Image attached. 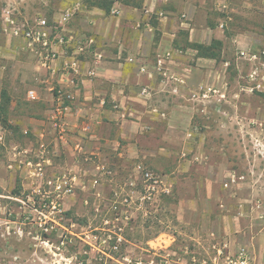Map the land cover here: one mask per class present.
I'll return each mask as SVG.
<instances>
[{
	"label": "crops",
	"instance_id": "obj_1",
	"mask_svg": "<svg viewBox=\"0 0 264 264\" xmlns=\"http://www.w3.org/2000/svg\"><path fill=\"white\" fill-rule=\"evenodd\" d=\"M233 12L264 15V0H139L136 4L117 0L109 11L88 5L75 16L73 27L92 37L94 44L80 54L68 48L50 69L36 66L42 74L39 96L28 98L26 91L24 97L36 100L34 114H14L11 109L23 107L25 101L9 98L5 122L0 121V148L5 152L0 160V199L13 198L16 177L25 174L16 166L27 163L32 148L48 164L58 155L92 158L95 168L111 165L117 171L135 163L132 175L136 165L152 167L175 187L174 205L182 221L211 217L207 213L211 205L222 213L224 204L236 202L241 207V202H250L258 219L250 223L252 239L264 243V201L254 203L251 194H236L237 186L247 182L223 187L229 178L228 162L211 160L210 152L196 143L190 124L194 109L203 107L204 100L188 102L189 93L206 81H219L222 74L216 59L200 55L194 45L216 40L219 45L237 43L244 50L256 42L249 32L226 34L224 27ZM6 38L0 44L2 58L15 56L18 46L25 45L18 38ZM161 57L164 69L160 70ZM4 75L6 67L0 65V103ZM61 105L66 109L55 119ZM29 131L35 147L22 140ZM240 210L233 214L239 222L235 231L242 226Z\"/></svg>",
	"mask_w": 264,
	"mask_h": 264
},
{
	"label": "rangeland",
	"instance_id": "obj_2",
	"mask_svg": "<svg viewBox=\"0 0 264 264\" xmlns=\"http://www.w3.org/2000/svg\"><path fill=\"white\" fill-rule=\"evenodd\" d=\"M6 4L15 15H30L40 7L35 0H0V8ZM226 26L229 36L249 32L247 35L256 42L244 50L256 53L258 58L249 61L241 57L239 51L243 49L235 42L217 45L212 51L217 55L216 67L222 74L219 81L212 84L208 80L201 85L217 91L197 96L198 87L189 93L188 102L196 104L204 100L203 107L194 109L190 124L197 135L196 143L210 152L211 160H226L229 170L244 175L237 183L248 185L237 186L236 194H251L254 203L261 202L264 201V15L233 12ZM8 36L0 27L2 46ZM17 49L15 56L0 57V65L6 67L5 89L9 98L25 101L23 107L11 109L14 114H34L36 100L24 97L29 88L41 90L42 74L26 45L20 44ZM22 140L36 146L30 131ZM27 153V163L16 166L17 171L23 169L25 174L16 177L11 189L13 198L0 199V264H230L241 247L250 256L251 264H264V243L251 236L250 223L258 219L253 217L255 209L252 210L250 202H241V207L236 202L224 204L222 213L211 205L207 208L211 217L186 222L178 218L175 187L155 201L141 198L144 193L141 180L135 171L131 173L135 163L117 171L111 165L95 168L92 158L74 157L76 161L58 155L51 157L53 163L48 164L42 162L33 148ZM4 154L0 148V160H4ZM38 161L40 166L36 164ZM88 162L95 171L89 169ZM142 166L163 176L152 167ZM39 168L42 175L36 173ZM63 179L73 184V193L61 194L56 200L55 185ZM48 180L52 182L49 184ZM129 180L134 184H123ZM236 209L242 213L239 231L234 230L239 224L234 221ZM115 243L117 249H111Z\"/></svg>",
	"mask_w": 264,
	"mask_h": 264
},
{
	"label": "built area",
	"instance_id": "obj_3",
	"mask_svg": "<svg viewBox=\"0 0 264 264\" xmlns=\"http://www.w3.org/2000/svg\"><path fill=\"white\" fill-rule=\"evenodd\" d=\"M56 1L61 2L59 4ZM87 1L35 0V2L39 3L40 7L30 15H15L10 5L6 4L0 8V27L4 33L11 37L22 39L25 42L26 48L36 58L39 67L50 69L51 62L60 54H63L68 48H72L76 53L80 54L94 44L92 37L77 31L73 27L75 16L84 12L89 5ZM112 12L116 13L117 9H113ZM239 54L249 61H255L258 58L256 53H249L245 50H240ZM163 57L158 60L157 67L160 70L164 69L162 68ZM252 72L255 73V71ZM93 73L94 71L89 72V74ZM162 75H165L164 72H162ZM206 91L216 92L217 89L214 87H207L205 89L203 86H200L197 93H200L204 97ZM197 93L195 95L199 96ZM38 96L37 89L29 88L27 90L28 98L36 99ZM65 109L66 106L61 105L55 119L62 117ZM36 164L38 166L41 165L40 162ZM39 169L36 173L42 175L43 172L41 168ZM135 169L134 171L139 175L144 191L141 197L142 199L155 201L160 195H168L171 192V183L167 182L161 174L153 170L145 169L142 165H136ZM243 178V174H239L235 170H230L228 181L223 183V186L228 187L230 184H235L243 180ZM47 182L50 184L52 180H48ZM123 184L133 185L134 183L129 180L128 183L124 182ZM55 192V199L59 200L61 194L73 193V184L63 179L55 185ZM257 204L259 207V203ZM124 217L126 216L124 215ZM117 247L116 243L110 246L111 249H117ZM230 264H251L250 256L245 248L241 247L237 251L235 257L230 259Z\"/></svg>",
	"mask_w": 264,
	"mask_h": 264
},
{
	"label": "trees",
	"instance_id": "obj_4",
	"mask_svg": "<svg viewBox=\"0 0 264 264\" xmlns=\"http://www.w3.org/2000/svg\"><path fill=\"white\" fill-rule=\"evenodd\" d=\"M114 1L115 0H88L87 2L89 5H95L100 8H103L106 11H109ZM118 1L128 3L127 1H123V0H118ZM219 43H220L219 41L215 40L210 45L195 44L194 46L198 50V53L200 55L216 58L217 55L212 50L216 48L217 45H219ZM1 98H2V102L0 103V121L5 122L7 104L9 102V96L5 89L2 90Z\"/></svg>",
	"mask_w": 264,
	"mask_h": 264
}]
</instances>
